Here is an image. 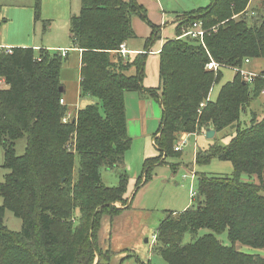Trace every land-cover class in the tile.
Here are the masks:
<instances>
[{
  "label": "trees",
  "instance_id": "1",
  "mask_svg": "<svg viewBox=\"0 0 264 264\" xmlns=\"http://www.w3.org/2000/svg\"><path fill=\"white\" fill-rule=\"evenodd\" d=\"M39 1L34 21L40 17ZM79 1V12L69 21L72 47L81 50L79 92L99 103L78 108L69 121H62L68 107L60 103L65 56L43 48L15 46L7 52L0 47V78L6 85L0 87V147L7 171L0 180V217L8 209L21 219L18 231L0 222V264L92 263L99 253L101 216L118 214L121 209L113 204L126 203L127 176L120 173L117 185L106 186L100 169L120 166L131 146L125 106L129 92L146 93L161 108L153 135L159 153L144 159L145 177L163 153L178 155L172 150L181 133H216L237 124L228 144H210L195 157L196 164L213 158L230 161L231 175L197 172L191 204L168 212L158 224L156 252L167 264H264V254L235 247L239 242L264 250V114H252L248 124L239 125L241 113L262 94L264 70L251 82L235 70L245 59H264V0L261 10L252 11L250 0H210L179 16L186 18L176 26V37L162 44L159 84L150 88L142 84L147 49L128 61L117 52L135 37L132 15L146 19L142 5L136 0ZM194 21L206 29L203 43L181 37V26ZM151 28L147 43L157 37L158 27ZM210 58L235 71L215 99L209 94L223 69H206ZM132 68L134 73H128ZM21 138L25 152L17 155L15 144ZM243 175L256 176L257 182ZM140 183L139 178L137 187ZM222 233L230 244L219 238Z\"/></svg>",
  "mask_w": 264,
  "mask_h": 264
},
{
  "label": "rangeland",
  "instance_id": "2",
  "mask_svg": "<svg viewBox=\"0 0 264 264\" xmlns=\"http://www.w3.org/2000/svg\"><path fill=\"white\" fill-rule=\"evenodd\" d=\"M14 1H16L14 4H27L28 2V0H26L25 3H22L24 0ZM209 2L210 0H144L142 4L137 2L144 8L146 19L143 20L136 14L132 16L135 21L143 24L144 29L148 27L149 32L146 35H143L144 38L136 40V43L138 44V41H140L141 47L144 49L150 51L155 50L161 40L170 36L169 34L171 33L174 34L170 19L174 18L176 20L173 22L175 24L176 32V26L179 21L185 17L183 16L179 20V16L200 7L204 8ZM34 3L33 8H30L31 13H34ZM39 3L40 17L35 21L34 16L33 19L32 16L29 18V38H27V40H30L29 42H39L41 44H62V46L65 47H61L60 49H67L68 55L62 59L60 82L66 87V90L63 92V97L68 99L67 111L73 116L76 114L78 108L84 107L88 104L99 103L98 99L95 97H80L76 92V85L79 77V61L78 52L72 48V42L69 37V21L73 14L79 12L80 1L44 0L43 5L42 0H40ZM262 6L263 0H253L250 2L249 10H254L252 8L261 10ZM10 8L13 7L5 1L0 5L1 12L7 11L8 14L11 11V16L14 18V21L12 27H10V31L15 30L16 32L17 27L15 25L18 24L21 19L23 20V17L27 16L29 9L26 11L25 15V13L22 12L17 14V11L11 10ZM159 24H161L160 26H163L161 29L159 28ZM151 25L158 27L157 37L152 39L150 43H147L152 32ZM21 28L22 26L19 27V29ZM188 28L189 24L187 23L181 26V37H185L182 35L188 30ZM138 30H140L139 27ZM15 37L22 38L19 34H15ZM23 38H26V36ZM119 54L122 55L125 61H128L137 53L128 56H123L122 53ZM111 55H117V53L112 52ZM243 66V71H252L246 69V66ZM247 68H253V70L263 68L264 70V59H253L252 62L247 65ZM222 69L221 80L211 88L209 94L211 99L216 98L220 86L226 81L231 80L235 73V71L230 68ZM254 72L259 74L260 71ZM129 73H134V68L130 69ZM158 82V55L153 54V52L148 53L145 59L142 84L145 88H150L158 86ZM0 87L5 88L6 85L1 83ZM151 103V106L147 105L145 108V119H143L140 114L141 119L139 120H141L142 123L133 119V114L139 113L138 109L134 106L136 105L135 102L133 103L132 101L131 103H128L126 117L129 134L132 139L131 146L128 149L129 151L126 154L123 163L117 168L109 170L102 167L100 169L102 181L106 186L117 185L118 174L120 173L127 176L128 181L125 194L126 203L121 204L116 202L113 204L121 209L118 214L113 216L103 214L101 216L97 232V246L99 253L95 254L91 264H94L96 259H98L96 264L99 262L100 264H167L160 254L156 252L154 247L155 238H153V235H155L156 228L160 221L168 212L173 210L180 211L185 205L191 204L192 198L190 192L193 190L196 191L197 172L219 176H230L232 173L233 168L230 161L213 158L208 164H196L195 157L199 151L202 152V150L206 149L210 144H218L221 146L228 144L232 136L235 134L237 124H232L223 130L217 131L211 138H207L204 131L200 133H181L177 136L172 150L173 153L176 152L178 155L166 157L163 153L160 157L161 159L159 163L153 165L146 172L147 177H145V171L142 166L144 159L156 156L159 153L157 148L153 145L152 139L153 135L159 128L161 108L156 100H151ZM252 114H255L256 117H261L264 114V94L253 99L249 107L241 113L239 125L245 126L248 124ZM141 126H143V129L145 127L144 133H141L140 131ZM183 137H185V143L181 150L175 151V146L179 144ZM25 145V138L16 141L15 152L17 155L24 154ZM3 160V149L0 147L1 181L3 175L7 172L2 167ZM78 161V155H76L73 167L74 178L77 177ZM139 178L141 183L139 184V187H137L136 183ZM242 178L257 182L256 176L249 177L243 175ZM1 204L2 198L0 197V205ZM0 218V222L3 221V224L10 230L18 231L21 227V219L14 216L8 209L3 211ZM204 231L205 230H201L200 232ZM219 238L225 244H230L226 233L219 235ZM188 239L189 235L186 234L184 240ZM235 247L246 253L264 254V250L253 249L249 246L242 245L239 242L235 243ZM108 254L109 256L107 257Z\"/></svg>",
  "mask_w": 264,
  "mask_h": 264
},
{
  "label": "crops",
  "instance_id": "3",
  "mask_svg": "<svg viewBox=\"0 0 264 264\" xmlns=\"http://www.w3.org/2000/svg\"><path fill=\"white\" fill-rule=\"evenodd\" d=\"M3 1H5L7 4L11 5L13 8H10V9L14 10V11H17V14L22 12V13H25V15H26V11H28V9H29V12L27 13L26 17H23V20L21 19L18 24H16V25L14 24L17 27V31L15 32V30L10 31V27H12V24H13V21H14V18L11 16V11L7 14V11L1 12V10H0V47L11 48V47H15V46L19 45V46L32 47L34 49H39V48L48 49V50H56L57 49V51H60L61 47H65V46H62V44H60V45L59 44H56V45L41 44L39 42L38 43L29 42L30 40H27V38H29V32H28V29H29V26H30L29 18H31V16H32V19H33V13H31L30 8H33L34 0H28L27 4H20V3L14 4V3H16V1H14V0H11V1L10 0H0V5L3 3ZM7 1H9V2H7ZM25 1L26 0H24V2H22V3H25ZM124 1H127V0H124ZM136 1L138 3H140V4H142V2L144 0H136ZM252 1L253 0H250V2H252ZM42 2H43V5H44V0H42ZM250 2H249V5H248V8H250ZM23 16H24V14H23ZM170 20H171L170 23H171V25L173 27L174 34L171 33V34H169L170 36H167V38H164L163 40H161L159 42L158 47L155 50H152V51H150V50L147 51L146 50L147 54L153 52V54H157L158 55V52H159L160 48L162 47V44L164 43V41L166 39H168V38L173 39V38L176 37L175 24L173 23L175 19L172 18ZM160 25L161 24H159V28L161 29L163 26H160ZM21 26H22V28L19 29V27H21ZM131 26H132V29H133V31L135 33V37L127 40L124 43V49L127 51L125 54H127V55L124 54L123 56H128L130 54L134 55L136 53H141V52L145 51L144 48L141 47L140 41H138L139 43L137 44L136 40L144 38L143 35H146L149 32V28L146 27V29H144L143 28V24H140L137 21H135L133 16L131 17ZM138 27H139L140 30H138ZM15 34L21 35L22 38L15 37ZM24 36H26V38H23ZM72 48L75 49V51L78 52V61H79V66H80V53H81V50H79L77 48H74V47H72ZM67 55H68V52L66 53L65 56H67ZM251 62H252V60H250L249 62L245 63L246 65H244L243 67L246 66V69L252 70L251 72L263 70V68H259V69H255V70H253V68H247V65L249 63H251ZM129 71H128V73H129ZM79 78H80V76L78 77V82H77V85H76V92H77L78 96H80V92H79ZM62 85H63V89L65 91L66 87H65V85L63 83H62ZM63 99L65 101V104L68 106V102H67L68 99H66L65 97H63ZM151 100H153V99L151 97H149L146 93H139V92H129V93H127L126 98H125L126 115H127V110H128V103L129 102L131 103L133 101V103L135 102V104H136L134 106L138 109V112H139V113L133 114V119L137 120L139 123H142V121L139 120V119H141V115H142V118L145 119L144 118L145 117V112H146L145 108L147 107V105H149V106L152 105ZM250 115H251V113H250ZM250 118H251V116H250ZM142 129H143V126H141L140 131H141V133H144L145 127H144L143 130ZM128 133H129V127H128ZM128 151L129 150L126 151V153L124 155V158L126 157V154H127ZM101 178H102V176H101ZM188 205L189 204L185 205L184 208H186ZM184 208H182V210ZM173 211H177V210H173Z\"/></svg>",
  "mask_w": 264,
  "mask_h": 264
},
{
  "label": "built area",
  "instance_id": "4",
  "mask_svg": "<svg viewBox=\"0 0 264 264\" xmlns=\"http://www.w3.org/2000/svg\"><path fill=\"white\" fill-rule=\"evenodd\" d=\"M206 30L202 28V22L201 21H194L191 25H189V28L187 31L184 32V34L182 36H190L192 38H196L199 39V41L201 43H203V36L205 34ZM7 52H10V48H6ZM61 53L62 56H65L67 53V49H62L59 51ZM118 52L122 53L123 55L127 52L124 49V43L121 45V48L118 50ZM249 62L248 59H245L244 63ZM223 65L216 62L215 60H213L212 58L209 59V61L206 63V68L208 70H212L214 72H217L218 69L222 68ZM237 71H239V73L242 75L243 78H245L248 82H251L256 76H258V73L256 72H245L243 71V68H238L235 69ZM2 79L0 78V84L2 83ZM262 94H264V88L261 91ZM60 103L64 104V100L63 98L60 99ZM204 106V102L200 103V108H202ZM198 112H200V110H198ZM75 116V115H74ZM71 114L69 112L66 113V115L63 117V122L68 121L69 119H71ZM185 143V137H183V139H181V141L179 142V144L177 146H175V151H179L181 150L183 144ZM191 194V198L193 199L196 195V192L193 190L190 192ZM153 238H155V235H153Z\"/></svg>",
  "mask_w": 264,
  "mask_h": 264
},
{
  "label": "water",
  "instance_id": "5",
  "mask_svg": "<svg viewBox=\"0 0 264 264\" xmlns=\"http://www.w3.org/2000/svg\"><path fill=\"white\" fill-rule=\"evenodd\" d=\"M60 90L62 91V90H63V87H61ZM214 133H215V132H214L213 129H207L206 132H205L207 138H211V137L214 135ZM0 221H1V218H0ZM97 260H98V259H96V261H95L94 264L97 263Z\"/></svg>",
  "mask_w": 264,
  "mask_h": 264
}]
</instances>
